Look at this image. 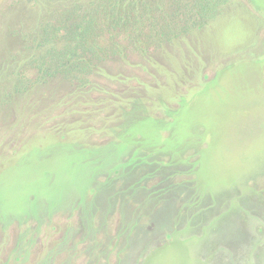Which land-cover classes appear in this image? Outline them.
Masks as SVG:
<instances>
[{
	"label": "rangeland",
	"instance_id": "rangeland-1",
	"mask_svg": "<svg viewBox=\"0 0 264 264\" xmlns=\"http://www.w3.org/2000/svg\"><path fill=\"white\" fill-rule=\"evenodd\" d=\"M56 1L0 0V52ZM220 1L80 89L0 93V264H264V0Z\"/></svg>",
	"mask_w": 264,
	"mask_h": 264
},
{
	"label": "trees",
	"instance_id": "trees-1",
	"mask_svg": "<svg viewBox=\"0 0 264 264\" xmlns=\"http://www.w3.org/2000/svg\"><path fill=\"white\" fill-rule=\"evenodd\" d=\"M219 2L56 1L57 13L44 15L36 25L25 29L20 48L1 50L0 57L4 55L0 58V93L10 102L12 97L29 94L38 85L58 78L80 89L94 79L96 69L106 60L121 56L125 61L132 60L133 65L136 57H150L160 51L164 42L170 43L191 28H201L216 12ZM157 3L172 8V15L173 10L183 11V23L177 27L175 19L174 26L170 27L163 20L159 27L160 21L153 19L151 26L146 21L140 25L143 13L150 20L148 13L160 8Z\"/></svg>",
	"mask_w": 264,
	"mask_h": 264
}]
</instances>
